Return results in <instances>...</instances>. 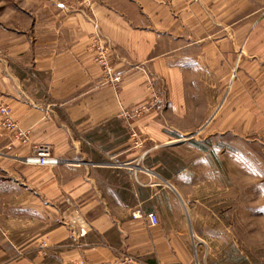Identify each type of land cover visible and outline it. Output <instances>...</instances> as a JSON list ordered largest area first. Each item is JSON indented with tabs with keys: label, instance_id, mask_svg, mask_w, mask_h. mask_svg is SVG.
<instances>
[{
	"label": "crops",
	"instance_id": "crops-1",
	"mask_svg": "<svg viewBox=\"0 0 264 264\" xmlns=\"http://www.w3.org/2000/svg\"><path fill=\"white\" fill-rule=\"evenodd\" d=\"M96 32L116 86L94 61ZM0 50V98L28 133L0 117V264L8 234L35 255L40 217L58 264H210L216 239L238 240L221 264H245L248 146L264 161V0H22ZM41 144L58 165L24 162Z\"/></svg>",
	"mask_w": 264,
	"mask_h": 264
},
{
	"label": "rangeland",
	"instance_id": "rangeland-1",
	"mask_svg": "<svg viewBox=\"0 0 264 264\" xmlns=\"http://www.w3.org/2000/svg\"><path fill=\"white\" fill-rule=\"evenodd\" d=\"M22 0H0V22L3 21L14 8H19ZM181 157H189V152H185L178 155ZM176 156L174 154H168L167 156V166L170 170H174ZM247 171H248V185H247V223H246V260L245 264H264V185L262 191L255 187V175L256 172L260 176L264 177V161H256L253 155V148L248 146V159H247ZM171 178H174L171 176ZM189 208V207H188ZM210 216L212 213L210 211ZM214 216V215H213ZM8 219V230L13 229V224H9ZM24 233L30 232V224L26 222L24 218ZM40 230V247L20 256L18 251L15 249V241L13 234L10 236L8 234L7 240V256L6 264H16L22 258L23 264H30L33 261L34 264H58L56 258H51L43 245H45V239L47 236L45 232L47 230V223L45 217H40L39 223L37 224ZM221 227L218 224H214V234L215 236H220ZM235 233L238 232V228L232 229ZM13 233V230H12ZM28 237V236H27ZM24 234V243L27 238ZM213 251L214 256L211 258L209 263L221 264L223 263V255L225 253H231V255H236L238 258V240L228 241L223 239H216L213 241ZM242 248V241H241ZM204 255L200 254L197 256L196 261L198 264H204ZM2 262V260H1ZM242 263V258H241Z\"/></svg>",
	"mask_w": 264,
	"mask_h": 264
},
{
	"label": "built area",
	"instance_id": "built-area-1",
	"mask_svg": "<svg viewBox=\"0 0 264 264\" xmlns=\"http://www.w3.org/2000/svg\"><path fill=\"white\" fill-rule=\"evenodd\" d=\"M195 1V0H188ZM91 49L95 53L94 61L102 67L103 70V84L104 85H114L120 83L122 77L117 74L115 68L113 67L111 61L109 60L110 53L112 51L111 45L104 39V37L96 32L92 35V44ZM2 51L0 50V54ZM157 99V97H154ZM0 117H1V126L9 131H11L18 139L26 141L27 132L23 131L15 121L12 116V109L8 104H6L0 98ZM60 159L53 155L52 148L48 144L38 145L34 153L27 156L24 159V162L28 165H39V166H56L60 163ZM134 217H145L149 224L152 226H156L159 224L160 219L156 212H143L141 210H137L134 213ZM87 233V229L84 224H81L78 229V234L80 236H85ZM138 259L133 256H127L124 259L116 262L103 263V264H137ZM80 264H85L84 261H81Z\"/></svg>",
	"mask_w": 264,
	"mask_h": 264
}]
</instances>
